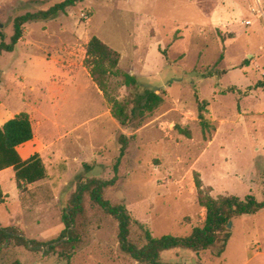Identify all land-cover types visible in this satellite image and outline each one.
Wrapping results in <instances>:
<instances>
[{"label": "rangeland", "instance_id": "rangeland-1", "mask_svg": "<svg viewBox=\"0 0 264 264\" xmlns=\"http://www.w3.org/2000/svg\"><path fill=\"white\" fill-rule=\"evenodd\" d=\"M62 0H0V31L9 42L13 21ZM97 36L120 53L119 67L134 75V103L148 91L163 106L141 128L112 117L84 62ZM264 0H84L49 21L23 26L13 53L0 58V125L30 117L47 178L17 189L12 169L0 172V228L16 226L29 239H56L79 176L110 180L120 133L135 138L104 192L124 204L154 237H186L202 226L194 175L214 198L264 199ZM215 130L204 137L199 103ZM178 124L192 137L179 135ZM25 147H19L23 152ZM87 166V167H86ZM90 168V170H88ZM81 246L69 260L41 249L0 250V264H138L120 251L118 224L88 195L78 218ZM221 257L211 251L172 250L174 264H264V210L236 218ZM133 224L131 240L140 244Z\"/></svg>", "mask_w": 264, "mask_h": 264}, {"label": "trees", "instance_id": "trees-1", "mask_svg": "<svg viewBox=\"0 0 264 264\" xmlns=\"http://www.w3.org/2000/svg\"><path fill=\"white\" fill-rule=\"evenodd\" d=\"M84 0H62L45 10L27 12L17 16L13 21V34L9 42L6 35L0 31V58L4 53H13L16 45L23 36V26L32 22H45L75 7ZM120 53L111 48L97 36H93L87 43L85 67L88 69L92 81L103 94L112 117L123 128L134 131L141 128L163 106L164 97L156 91H148L143 101L134 103L133 93L122 98V88L134 90L137 79L119 67ZM206 103H199V124L204 137L215 130L206 118ZM174 129L179 135L192 137L191 130L176 124ZM34 133L30 117L27 113H20L0 125V172L12 169L15 173L17 189L25 191V187L33 185L47 178V170L38 153L23 160L18 148L33 140ZM134 135L126 136L120 133L117 143L120 146L119 156L113 165V177L110 180L86 178L79 176L76 190L71 195L68 206L62 214L64 229L53 240L41 242L29 239L16 226L0 228V250L11 247H23L31 252L46 249L59 254L69 260L81 246V235L78 230V218L84 213V199L88 195L90 201L112 217L118 224L117 240L119 249L138 264H174L165 262L162 254L172 250H187L195 253L211 251L217 258L221 257L230 239L231 230L228 224L236 218L251 216L264 210V199L257 200L253 195L243 199L234 196L212 197L203 187L199 174L194 175V184L197 192L198 205L205 209L206 216L202 226L193 229L186 237L164 235L154 237L144 224L134 221L124 204H112L104 192L116 185L119 180V166L126 155L127 149ZM87 167V166H86ZM90 170V168H88ZM4 203L0 190V205ZM135 224L141 232V243L131 240V227ZM9 264H21L18 259Z\"/></svg>", "mask_w": 264, "mask_h": 264}, {"label": "crops", "instance_id": "crops-1", "mask_svg": "<svg viewBox=\"0 0 264 264\" xmlns=\"http://www.w3.org/2000/svg\"><path fill=\"white\" fill-rule=\"evenodd\" d=\"M263 58H264V53L260 56L259 59H263ZM31 142L32 141L27 142L24 145H22L23 147H25V149L23 150V152H19L18 151L23 160L28 159L29 157H31L34 154V152H32V147H29V145H30ZM22 146H20V147H22Z\"/></svg>", "mask_w": 264, "mask_h": 264}, {"label": "water", "instance_id": "water-1", "mask_svg": "<svg viewBox=\"0 0 264 264\" xmlns=\"http://www.w3.org/2000/svg\"><path fill=\"white\" fill-rule=\"evenodd\" d=\"M231 226H232V222H230V223L228 224V228L230 229Z\"/></svg>", "mask_w": 264, "mask_h": 264}]
</instances>
